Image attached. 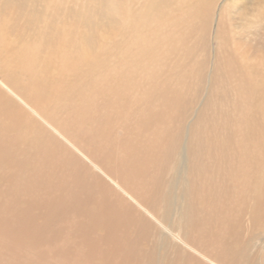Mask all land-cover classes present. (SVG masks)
<instances>
[{
  "label": "bare ground",
  "instance_id": "6f19581e",
  "mask_svg": "<svg viewBox=\"0 0 264 264\" xmlns=\"http://www.w3.org/2000/svg\"><path fill=\"white\" fill-rule=\"evenodd\" d=\"M0 264H264V0H0Z\"/></svg>",
  "mask_w": 264,
  "mask_h": 264
}]
</instances>
